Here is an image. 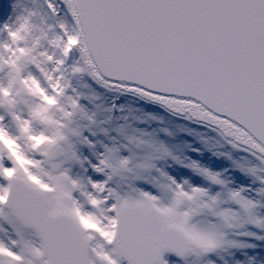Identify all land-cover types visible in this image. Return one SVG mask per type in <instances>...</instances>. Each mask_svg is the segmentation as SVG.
Segmentation results:
<instances>
[{
  "label": "snow or ice",
  "instance_id": "6c2138e0",
  "mask_svg": "<svg viewBox=\"0 0 264 264\" xmlns=\"http://www.w3.org/2000/svg\"><path fill=\"white\" fill-rule=\"evenodd\" d=\"M0 264H264V0H0Z\"/></svg>",
  "mask_w": 264,
  "mask_h": 264
}]
</instances>
